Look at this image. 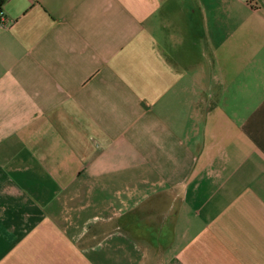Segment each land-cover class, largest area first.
I'll list each match as a JSON object with an SVG mask.
<instances>
[{"label":"crops","instance_id":"1","mask_svg":"<svg viewBox=\"0 0 264 264\" xmlns=\"http://www.w3.org/2000/svg\"><path fill=\"white\" fill-rule=\"evenodd\" d=\"M0 264H264V0H5Z\"/></svg>","mask_w":264,"mask_h":264},{"label":"built area","instance_id":"2","mask_svg":"<svg viewBox=\"0 0 264 264\" xmlns=\"http://www.w3.org/2000/svg\"><path fill=\"white\" fill-rule=\"evenodd\" d=\"M6 24V16H5V11H4V6H0V25H5Z\"/></svg>","mask_w":264,"mask_h":264},{"label":"trees","instance_id":"3","mask_svg":"<svg viewBox=\"0 0 264 264\" xmlns=\"http://www.w3.org/2000/svg\"><path fill=\"white\" fill-rule=\"evenodd\" d=\"M4 4H5V0H0V6H4Z\"/></svg>","mask_w":264,"mask_h":264}]
</instances>
